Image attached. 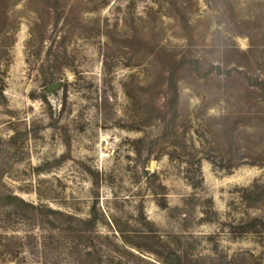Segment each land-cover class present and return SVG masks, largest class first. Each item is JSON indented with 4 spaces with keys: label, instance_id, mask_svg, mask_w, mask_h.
<instances>
[{
    "label": "rangeland",
    "instance_id": "rangeland-1",
    "mask_svg": "<svg viewBox=\"0 0 264 264\" xmlns=\"http://www.w3.org/2000/svg\"><path fill=\"white\" fill-rule=\"evenodd\" d=\"M0 204V264H264V0H0Z\"/></svg>",
    "mask_w": 264,
    "mask_h": 264
},
{
    "label": "trees",
    "instance_id": "trees-1",
    "mask_svg": "<svg viewBox=\"0 0 264 264\" xmlns=\"http://www.w3.org/2000/svg\"><path fill=\"white\" fill-rule=\"evenodd\" d=\"M10 198H13L14 203H10L9 205H5L6 208L11 207L12 209H17V210H22V209H26V211H30L31 213H33L35 216L38 215L39 213H42V209L44 208V206L42 205H34L33 203L27 202L24 199L18 198L16 196H10ZM15 202L18 203V205L15 204ZM2 207V205L0 204V208ZM50 212L53 215H63L60 211H56V210H52L49 209Z\"/></svg>",
    "mask_w": 264,
    "mask_h": 264
}]
</instances>
